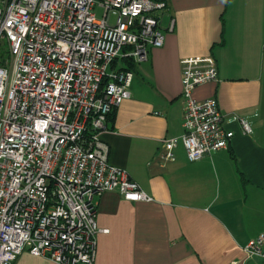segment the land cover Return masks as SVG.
<instances>
[{"label": "built area", "instance_id": "2783aa9c", "mask_svg": "<svg viewBox=\"0 0 264 264\" xmlns=\"http://www.w3.org/2000/svg\"><path fill=\"white\" fill-rule=\"evenodd\" d=\"M102 14L98 16L97 10ZM166 0H0V264L25 250L59 264H95V197L117 190L151 201L126 169L110 162L100 134L109 114L130 98L134 72L117 58L141 63L161 47ZM114 19V20H113ZM219 80L213 56L182 60L184 133L161 140L160 164L183 144L190 161L227 149L235 132L214 97L195 89ZM243 131L250 123L233 114ZM264 258V232L244 246Z\"/></svg>", "mask_w": 264, "mask_h": 264}, {"label": "crops", "instance_id": "0c3cea01", "mask_svg": "<svg viewBox=\"0 0 264 264\" xmlns=\"http://www.w3.org/2000/svg\"><path fill=\"white\" fill-rule=\"evenodd\" d=\"M163 28L175 18L148 60L117 58L130 68L131 96L100 134L112 164L126 169L153 197L125 199L119 191L95 197V264H264L244 246L264 232V0H166ZM213 56L219 80L198 86L214 97L235 135L227 149L190 161L183 144L176 160L160 164L161 140L184 133L182 60ZM119 62H121L119 64ZM233 114L246 119L247 134ZM14 264H59L23 251Z\"/></svg>", "mask_w": 264, "mask_h": 264}, {"label": "rangeland", "instance_id": "374dc122", "mask_svg": "<svg viewBox=\"0 0 264 264\" xmlns=\"http://www.w3.org/2000/svg\"><path fill=\"white\" fill-rule=\"evenodd\" d=\"M97 14H98V16H101V14H102V10H101V9H98V10H97ZM113 20H114V19H113ZM8 57H9L8 53L5 52L4 48H1V46H0V59H1L2 61H5ZM120 63H121V62H119V64H120Z\"/></svg>", "mask_w": 264, "mask_h": 264}, {"label": "trees", "instance_id": "16d2710c", "mask_svg": "<svg viewBox=\"0 0 264 264\" xmlns=\"http://www.w3.org/2000/svg\"><path fill=\"white\" fill-rule=\"evenodd\" d=\"M126 60L129 61V62H133L130 58H126ZM133 63H134V62H133ZM115 110H116V109H114V110L109 114V118H111V116L114 114ZM109 118H108V119H109Z\"/></svg>", "mask_w": 264, "mask_h": 264}]
</instances>
